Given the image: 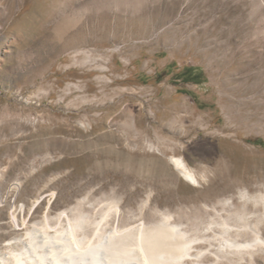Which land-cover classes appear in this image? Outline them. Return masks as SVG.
Wrapping results in <instances>:
<instances>
[{
    "label": "rangeland",
    "instance_id": "obj_1",
    "mask_svg": "<svg viewBox=\"0 0 264 264\" xmlns=\"http://www.w3.org/2000/svg\"><path fill=\"white\" fill-rule=\"evenodd\" d=\"M52 4L0 0V249L21 203L29 224L66 207L118 209L131 225L168 215L200 238L207 210L234 195L215 220L242 245L220 236L211 251L217 264H264V0H144L141 13L165 24L115 35L114 19L132 14L122 9L101 45L84 12L83 46L65 45L73 22ZM169 28L174 40L162 37ZM183 67L200 72L197 83L180 78ZM179 155L198 183L171 164Z\"/></svg>",
    "mask_w": 264,
    "mask_h": 264
},
{
    "label": "bare ground",
    "instance_id": "obj_2",
    "mask_svg": "<svg viewBox=\"0 0 264 264\" xmlns=\"http://www.w3.org/2000/svg\"><path fill=\"white\" fill-rule=\"evenodd\" d=\"M55 1L53 0L51 5L53 10H57L60 16L73 22V29L65 37L66 46L67 44L82 45L85 29L82 30L77 26L78 24L75 27V24L84 12H88L86 20L95 24L92 32L100 37L96 38L98 45L103 44L107 36L110 25L109 16L120 14L122 9L132 14L125 20L114 19L116 21L113 31L115 35L126 31L134 37H145L155 32L164 23L161 18L148 19L141 13L143 8L140 5L144 0H64L61 3ZM120 5L124 8H119ZM176 36V31L172 28L167 29L162 35L167 40H174ZM197 41V39H191L185 44L192 50L197 47ZM198 54L207 55L208 53L201 51ZM224 84L226 83L223 82V86ZM226 110L238 128L248 129L251 119L247 114L237 111L232 104H226ZM182 157L170 156L169 159L184 179L198 183L196 174ZM15 184L14 187H18V182ZM244 194L239 192L240 196ZM234 198V195L225 198L223 202L213 204L207 210L210 218L202 229V236L198 237L199 239L192 237L182 225L170 222L168 215H161L159 220H146L141 217L137 223L131 225L122 215L123 212L121 213L118 209L115 211L113 209L112 213L108 209L102 210L103 212L100 210L97 215H92L87 212L88 210H78L79 208L71 205L72 207L61 208L54 215L46 211L41 222L29 224L26 217L21 216L25 209L24 204L21 203L13 206L11 211L10 221L14 236L3 243L4 248L0 249V264H211L212 262L208 260L210 257L215 258L213 264H217L219 256L211 249L215 247L213 242H216L218 237L224 236L226 242L222 241L229 246L242 245L230 237L234 234H229L230 231L224 219L220 222L215 220L216 217L220 219L222 207L232 206ZM40 200L41 196L35 199L29 211ZM81 200L84 201L83 198ZM218 206L221 208L219 209ZM241 211L244 212V209ZM260 239L259 236H254L252 242H246L245 246L257 244ZM263 259L262 256L261 260Z\"/></svg>",
    "mask_w": 264,
    "mask_h": 264
},
{
    "label": "flooded vegetation",
    "instance_id": "obj_3",
    "mask_svg": "<svg viewBox=\"0 0 264 264\" xmlns=\"http://www.w3.org/2000/svg\"><path fill=\"white\" fill-rule=\"evenodd\" d=\"M181 78L185 80V78L190 77L191 80H187L189 82H198V78L200 77V72L191 67H183V69L180 71ZM186 81V80H185Z\"/></svg>",
    "mask_w": 264,
    "mask_h": 264
},
{
    "label": "trees",
    "instance_id": "obj_4",
    "mask_svg": "<svg viewBox=\"0 0 264 264\" xmlns=\"http://www.w3.org/2000/svg\"><path fill=\"white\" fill-rule=\"evenodd\" d=\"M180 78H181V75H180ZM185 80L187 81V80H191V78L190 77H188V78H185Z\"/></svg>",
    "mask_w": 264,
    "mask_h": 264
}]
</instances>
